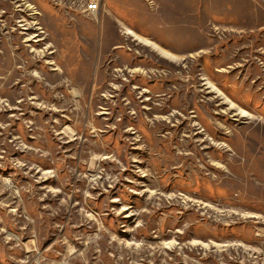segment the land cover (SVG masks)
<instances>
[{"label":"rangeland","instance_id":"obj_1","mask_svg":"<svg viewBox=\"0 0 264 264\" xmlns=\"http://www.w3.org/2000/svg\"><path fill=\"white\" fill-rule=\"evenodd\" d=\"M181 1L0 0V264H264L260 13Z\"/></svg>","mask_w":264,"mask_h":264},{"label":"crops","instance_id":"obj_2","mask_svg":"<svg viewBox=\"0 0 264 264\" xmlns=\"http://www.w3.org/2000/svg\"><path fill=\"white\" fill-rule=\"evenodd\" d=\"M98 2L99 8V18L102 22V25L112 24L116 28H125V27H134V29H139L146 34H143L147 39H150L157 43L158 45H168L165 43L163 37L167 35L171 36L174 34L177 37H181L180 33L183 35V39H187L186 43L189 44L190 38V28L189 26L179 27L177 23L180 22V19H176L175 15H179V11H175L173 3L165 2L166 14L164 16H159L151 13L148 9L142 6H134L131 3V0H93ZM181 1V0H179ZM246 1V18L253 21L256 17L255 14L260 13L261 21V30H262V41H264V0H245ZM142 2V1H141ZM183 9L180 11L183 14L188 15L191 12L202 11L206 12V0H193V4L189 0H182ZM175 4V3H174ZM173 22L172 20H174ZM172 21L173 24L170 27L168 25L169 21ZM188 22V20H186ZM144 24H147L146 28H143ZM176 24V30L173 33L174 25ZM171 30V33L170 31ZM129 29L126 30V33L129 34ZM132 33V31H131ZM185 37V38H184Z\"/></svg>","mask_w":264,"mask_h":264},{"label":"built area","instance_id":"obj_3","mask_svg":"<svg viewBox=\"0 0 264 264\" xmlns=\"http://www.w3.org/2000/svg\"><path fill=\"white\" fill-rule=\"evenodd\" d=\"M98 6V2H92L87 4V10L94 11Z\"/></svg>","mask_w":264,"mask_h":264}]
</instances>
